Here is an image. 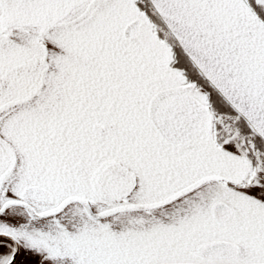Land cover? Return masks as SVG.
<instances>
[{
  "label": "snow or ice",
  "instance_id": "obj_1",
  "mask_svg": "<svg viewBox=\"0 0 264 264\" xmlns=\"http://www.w3.org/2000/svg\"><path fill=\"white\" fill-rule=\"evenodd\" d=\"M0 264H264V0H0Z\"/></svg>",
  "mask_w": 264,
  "mask_h": 264
}]
</instances>
